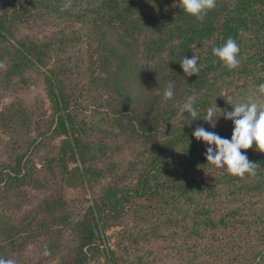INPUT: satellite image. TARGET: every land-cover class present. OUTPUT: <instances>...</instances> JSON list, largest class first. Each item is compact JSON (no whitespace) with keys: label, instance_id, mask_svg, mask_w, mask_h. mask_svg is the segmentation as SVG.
Instances as JSON below:
<instances>
[{"label":"trees","instance_id":"16d2710c","mask_svg":"<svg viewBox=\"0 0 264 264\" xmlns=\"http://www.w3.org/2000/svg\"><path fill=\"white\" fill-rule=\"evenodd\" d=\"M95 1L99 4L92 6L94 2H91V6L84 8V14L77 15L79 18H85L87 12L99 15V19L92 18L86 35L93 64L84 67L90 78L84 85V99L92 95L96 85L110 87L116 94H122L132 85L146 94L137 95L133 103L125 96L123 105L111 101L114 98L110 95L109 99L101 100L99 105L91 104L84 111L82 99L66 89L60 69L51 70L47 84L53 116L52 126L46 128V133L62 139L53 148L50 169L48 161L36 169L23 155L15 156L14 166L0 162V239L13 246L18 238L30 234L49 237L47 247L50 249L58 245L60 227L72 221V214L67 213L61 196L50 193L31 214L22 213L18 217L13 214L20 208L19 203L25 201L26 193L21 186L30 181L40 183L38 178L47 166L53 177L68 187H90L91 181L99 177L107 179L101 191L90 198V204L75 226L76 244L66 264H84L87 254L99 252H104L106 264H145L133 258L134 255L147 247L154 248L156 241L180 239L187 252L181 260L188 259L187 264H193V259L203 264V254L194 241L214 237L222 226L230 224L236 230L232 232L233 254L229 257L231 260L220 262L264 264V153L254 150V144L252 148L241 150L260 166L257 174L230 175L206 161L207 145L195 139L192 133L197 126H203L230 138L232 121L219 117L212 128L200 118L191 120L187 112L181 114L183 104L194 93L195 107L202 118L209 104L223 98L218 90L220 83L236 74L248 81L239 102L248 95L264 100V89L260 88L264 84V0H216L215 8L209 10L202 21L179 6L172 9L168 2L167 5L164 1L158 3L149 10L146 23L156 32L163 26L164 29L142 46L143 52L150 55L145 59L153 62L142 65L132 63L126 49L133 45L139 47L143 27L136 36L131 29L134 23L144 24L140 17L143 19V15L131 18L126 12L118 11L114 8L117 0ZM126 7L131 10L130 4ZM106 15L111 19L107 20ZM105 20L124 29L121 45L105 41L108 35ZM229 37L240 47V64L232 70L212 54V48L221 46ZM169 42V50L162 56ZM41 45L34 42L17 45L23 54V64L42 61L45 50ZM246 49L247 53L242 56ZM192 55L199 57L200 70L197 75L185 77L179 60ZM16 66L19 65L14 64ZM98 66L102 75L99 72L91 77V69ZM129 76L135 77L132 84L127 81ZM169 81L174 85L175 94L166 101L163 90ZM84 112L88 120L81 118ZM95 137L98 140L95 141ZM133 137L140 141L138 148L123 166L108 160L113 151L122 152L132 147ZM33 142L36 149L41 148L42 136ZM142 157L145 160H140ZM101 159L106 161L99 164ZM199 172L207 176L199 178ZM111 224L121 225L119 236L124 242L128 241V245L120 248L124 257L97 242H102L105 228ZM190 239L193 242H188ZM157 251L163 254L164 247L157 246L150 253Z\"/></svg>","mask_w":264,"mask_h":264},{"label":"rangeland","instance_id":"374dc122","mask_svg":"<svg viewBox=\"0 0 264 264\" xmlns=\"http://www.w3.org/2000/svg\"><path fill=\"white\" fill-rule=\"evenodd\" d=\"M162 1L166 5L168 2L169 7L172 9L178 6V0H117L118 3L114 5V8L116 7L120 12H126L131 18L143 15V19L142 16L140 17L144 24L134 23L131 29V32L136 36L138 29L143 27L139 35V47L136 48V45H133L129 50L126 49L131 62L134 64L153 63L145 59L150 55L143 52L142 46L150 41L151 36L154 34L156 36L157 33L160 34L164 29L163 26L159 29V32H156L149 29L153 27L146 23L149 10L158 6V3ZM65 2L66 0H0V22L2 24L0 25L1 163L13 164L16 155H23L24 158L29 159V165L34 164L36 169L43 166L46 161H48V167H53V162H50L54 154L53 148L59 145L62 137L52 136L49 132L46 133V128L52 126L51 119L53 116V106L47 84V75L51 70L60 69V78H63L66 89L71 91L73 96L82 99L81 103L84 105V111L88 110L91 104L99 105L103 102L101 100L109 99L110 95L114 98H111V101L123 105L125 96L128 97L127 100L130 103H133L137 95L143 97L146 94V91L136 89L137 86L132 85L127 90H123L122 94H116L110 87L96 85L93 88L92 95H88L84 99V85L90 79L86 76L87 72L84 67L87 64H93L91 52L87 48L89 41L86 35L88 27L91 28L92 26L90 25L92 18L97 17L99 19V15L89 12H87L85 18H79L77 15L84 14V8L91 6V2H94L92 6L99 3L95 0H71V7L61 11ZM128 4H130L131 10L126 7ZM68 12H72L71 15H68ZM105 12L111 13L115 10H105ZM103 13L100 12V14ZM105 18L107 20L111 19L107 15ZM107 20L104 22V26H107L106 29L108 30L105 41L112 45H121L122 41L120 39L122 33L125 32L124 29L122 26L116 28V24L113 22L107 24ZM20 42L42 44L41 48L45 50L42 61L35 60L23 64L22 51L19 52L17 49ZM170 43H166L167 45L161 53L162 56L168 52ZM246 53L247 49L243 51L242 56H245ZM14 64L19 66L14 67ZM99 69V66L91 69L93 71L91 77H95L100 72ZM130 76L127 81L132 84L135 77ZM247 83L248 81L241 74H236L233 78L221 82L218 90L222 92L223 98L214 100L212 104H209V107L214 108L217 115L222 110H231V105L227 102L228 97L232 98L233 103L239 102L243 86ZM131 106H134V104H131ZM86 115L84 112V117L80 116L88 120ZM220 118H223V116ZM40 136H42L43 143L41 148L36 149V142L33 141H37ZM96 140H98V137H95ZM131 142L132 147L126 148L122 152L113 151L108 160L123 166L131 157L132 151L138 148L137 144L140 141L133 137ZM140 160H145V158L142 157ZM105 161L106 159H101L99 164ZM69 165L72 166L73 164L69 163ZM11 166H14V164ZM48 167L43 168L41 175L44 177L40 175L38 178L40 183L35 184V181H30L29 184L31 185L26 183L21 186V189H24L26 193L24 194L25 201L19 203L20 208L18 210L14 209L13 212L15 213L13 214L15 216L27 212L31 214L43 198H47L50 193H54L53 196H61L62 200L66 202L67 213L72 214L71 223L60 227L59 236L51 234L52 237L55 235L58 237L56 241L58 245L55 249L47 247L49 241L47 236L24 235L18 238V243L13 244V246L7 244L4 239H0V243H3L0 246V258L14 259L16 264H66L65 262L69 261L73 255L71 249L75 246L77 239L75 226L81 218L83 210L85 212L86 206L90 204V198L101 191V188L107 183V179L99 177L91 181L90 187H85V185L84 188L82 186L68 187L59 178L53 177L48 171ZM33 172L36 173L35 170ZM199 173V178L207 176L203 172ZM1 206L3 207V203ZM32 217L30 220L33 222ZM59 223L62 222L57 224ZM26 228H31V226H26ZM121 228L122 226L118 224L107 226L102 242L100 240L97 242L101 243L103 248H113L117 251L119 257L120 255L124 257V252L120 248L123 245H128V241L124 242L120 238ZM234 228L232 224L222 226L214 237L207 236L203 240L194 241L195 244L199 245L197 250L203 254V264H225L220 260H231L229 257L233 254L234 248L232 232H236ZM188 242L193 241L190 239ZM154 245V248L147 247L145 250L136 253L133 258H139L140 262L145 264H187L188 259L181 260V256L187 254L181 239L165 242L159 240ZM157 246L164 247L163 254L160 251H157L156 254L150 253V251H155ZM175 246V249H170ZM103 253L87 254L88 259L84 264H106L107 259ZM191 260L193 264H197L193 259Z\"/></svg>","mask_w":264,"mask_h":264},{"label":"clouds","instance_id":"9594fccd","mask_svg":"<svg viewBox=\"0 0 264 264\" xmlns=\"http://www.w3.org/2000/svg\"><path fill=\"white\" fill-rule=\"evenodd\" d=\"M178 6L196 20L202 21L207 12L215 8L216 0H178ZM70 7L71 0H66L61 11ZM239 52L240 47L232 37L227 38L221 46L212 48V54L229 70L239 66ZM198 60L199 57L196 55L190 58L182 57L179 60L185 77L198 74L200 70ZM260 88L264 89V84ZM174 94V85L169 81L164 87L163 99L171 100ZM227 102L231 105V110H222L217 115L215 109L209 107L201 118L195 107V94L193 93L183 104L181 114L187 112L191 120L200 118L212 128L216 126V121L221 116L226 120H231L233 127L230 138L221 137L218 133L208 131L203 126H197L192 135L207 145L204 155L208 163L216 168L225 169L230 175L237 177H244L246 174L255 176L260 166L250 161L247 153L241 150L252 148L254 144V150L264 153V100L248 95L245 100L236 103L228 97ZM0 264H16V262L14 259L0 258Z\"/></svg>","mask_w":264,"mask_h":264}]
</instances>
